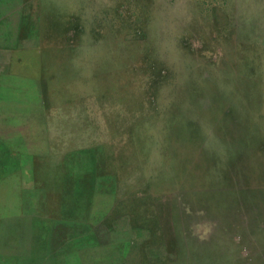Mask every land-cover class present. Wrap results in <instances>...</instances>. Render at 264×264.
I'll return each instance as SVG.
<instances>
[{
    "label": "rangeland",
    "instance_id": "obj_1",
    "mask_svg": "<svg viewBox=\"0 0 264 264\" xmlns=\"http://www.w3.org/2000/svg\"><path fill=\"white\" fill-rule=\"evenodd\" d=\"M15 52L0 264H264V0H0Z\"/></svg>",
    "mask_w": 264,
    "mask_h": 264
},
{
    "label": "crops",
    "instance_id": "obj_2",
    "mask_svg": "<svg viewBox=\"0 0 264 264\" xmlns=\"http://www.w3.org/2000/svg\"><path fill=\"white\" fill-rule=\"evenodd\" d=\"M17 54V55H16ZM19 53L11 54L10 61L6 63H2V67L0 68V106L4 104H18V103H26L34 100L33 94L35 93V88L32 85V78L36 75L35 64L30 65L27 61L22 60ZM21 67L22 71L18 72V68ZM41 71V70H40ZM50 75L47 74V81L49 82ZM0 109V125H4V113L5 111ZM13 112L12 109H10ZM14 113H10L6 116L7 123L18 124V118L13 117ZM13 124V125H14ZM9 125V124H8ZM13 141L16 142L17 146H20V143H17L16 139H4L0 135V149L3 148L4 145L8 143L12 146H15ZM2 150V149H1ZM31 155H18L14 156L9 153L7 155L0 153V202L3 200L4 189L7 188L8 194H10L13 189H18V187H10L9 180H18L25 173L23 171H14L9 170L7 167L9 164H13L14 168L19 167L20 162H24L26 159H33ZM8 164V165H6ZM5 166V167H4ZM7 168V169H5ZM33 173V172H32ZM21 175V176H20ZM31 178H34L35 175L31 174ZM13 181L11 184H13ZM16 182V181H15ZM14 182V183H15ZM2 206V204L0 205ZM19 206H22L19 204Z\"/></svg>",
    "mask_w": 264,
    "mask_h": 264
}]
</instances>
